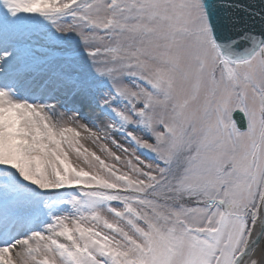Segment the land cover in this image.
<instances>
[{"label": "snow or ice", "instance_id": "1", "mask_svg": "<svg viewBox=\"0 0 264 264\" xmlns=\"http://www.w3.org/2000/svg\"><path fill=\"white\" fill-rule=\"evenodd\" d=\"M0 5V264H264V6Z\"/></svg>", "mask_w": 264, "mask_h": 264}, {"label": "rangeland", "instance_id": "2", "mask_svg": "<svg viewBox=\"0 0 264 264\" xmlns=\"http://www.w3.org/2000/svg\"><path fill=\"white\" fill-rule=\"evenodd\" d=\"M40 22L44 23L42 18H40ZM0 23L4 25H21V26H33L37 23L36 20L26 16V15H18L15 19H9V14L7 10L0 5ZM72 44L75 45V41H72Z\"/></svg>", "mask_w": 264, "mask_h": 264}, {"label": "water", "instance_id": "3", "mask_svg": "<svg viewBox=\"0 0 264 264\" xmlns=\"http://www.w3.org/2000/svg\"><path fill=\"white\" fill-rule=\"evenodd\" d=\"M240 2L248 9H251V12L245 13L246 17H251L254 16L256 12H258L260 10V8L262 6H264V0H240ZM256 21L258 22L260 17L256 16L255 17ZM249 26H259L258 23L257 24H253L252 21L250 20L249 22ZM239 118V117H237Z\"/></svg>", "mask_w": 264, "mask_h": 264}]
</instances>
